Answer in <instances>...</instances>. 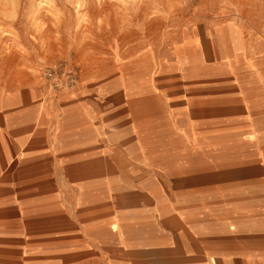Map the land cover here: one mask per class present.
<instances>
[{
	"label": "crops",
	"instance_id": "1",
	"mask_svg": "<svg viewBox=\"0 0 264 264\" xmlns=\"http://www.w3.org/2000/svg\"><path fill=\"white\" fill-rule=\"evenodd\" d=\"M241 64L0 87V264H264V74Z\"/></svg>",
	"mask_w": 264,
	"mask_h": 264
},
{
	"label": "rangeland",
	"instance_id": "2",
	"mask_svg": "<svg viewBox=\"0 0 264 264\" xmlns=\"http://www.w3.org/2000/svg\"><path fill=\"white\" fill-rule=\"evenodd\" d=\"M244 60L264 74V0H0L4 88L240 72Z\"/></svg>",
	"mask_w": 264,
	"mask_h": 264
},
{
	"label": "built area",
	"instance_id": "3",
	"mask_svg": "<svg viewBox=\"0 0 264 264\" xmlns=\"http://www.w3.org/2000/svg\"><path fill=\"white\" fill-rule=\"evenodd\" d=\"M47 83L49 84V85H52V86H58V87H62L63 85H68V84H70V83H67V82H65L63 85H60V84H58V82H56V81H47Z\"/></svg>",
	"mask_w": 264,
	"mask_h": 264
}]
</instances>
